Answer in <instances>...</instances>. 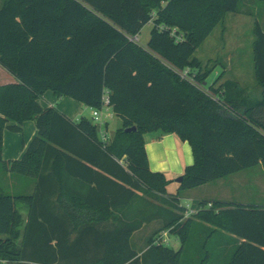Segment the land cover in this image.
<instances>
[{"label":"trees","instance_id":"16d2710c","mask_svg":"<svg viewBox=\"0 0 264 264\" xmlns=\"http://www.w3.org/2000/svg\"><path fill=\"white\" fill-rule=\"evenodd\" d=\"M1 1L0 67L16 83L0 86V168L35 186L30 195L0 193V264H264V204L200 202L185 222L179 204L184 191L264 169L260 27L253 43L260 100L240 96L231 81L214 100L176 73L200 68L194 52L241 0ZM148 23L146 47L131 42ZM46 91L91 109L106 94L122 126L103 143L91 119L41 108ZM28 121L37 136L19 160H2L3 132L21 133ZM130 127L136 132L124 131ZM158 131L191 149L193 164L174 194L172 181L148 167L143 135ZM191 220L200 231L187 248ZM154 221L160 228L135 250L132 236ZM163 231L177 237L179 250L153 243ZM216 234L227 242L208 263Z\"/></svg>","mask_w":264,"mask_h":264},{"label":"rangeland","instance_id":"374dc122","mask_svg":"<svg viewBox=\"0 0 264 264\" xmlns=\"http://www.w3.org/2000/svg\"><path fill=\"white\" fill-rule=\"evenodd\" d=\"M256 25L264 32V1L241 0L238 13L225 14L222 21L194 52L193 56L199 60L200 68L192 71L186 70L187 72H191V74H187V79H182L180 77V71L172 68L173 71H177V74L179 72L180 80L214 100L218 98V95H216L214 91L220 90L221 85L226 82V80H230L237 84L240 96L247 94V97H259L260 90L255 80L253 61V43L255 41L254 28ZM151 29V23L146 24L141 29L138 40L142 47H146ZM168 68H170V66H168ZM113 117L114 116H112V118ZM115 118L118 117H114L113 121L112 119H108V122L111 124V131H115V128L120 125V123L117 124L119 121ZM177 140L179 139L177 138ZM166 179L170 181V178ZM174 179L176 180L177 178H173L172 181H174ZM19 180H26V182L31 181L29 178L18 175L9 177V175L3 173L0 168V193L16 195L15 190L22 186ZM175 187V183H170L167 186V193L174 194L172 192L175 191ZM187 192V194L203 195L235 205H263L264 169L261 166H257L230 175L219 181L207 183ZM181 203L184 206H188L184 212L183 222L193 217L200 209V202L198 203L197 201L185 202L181 200ZM206 206L204 207L206 208ZM16 207L23 217H25V206L17 204ZM159 228L146 227L140 233L134 234L131 238L132 247H134L135 250L145 247L147 240H150L149 237ZM203 228L204 230H209V227L205 226ZM198 231H200L199 224L197 221L191 220V224L187 226L186 235L188 236V240L185 242V247L188 248L191 243L195 242L194 234ZM152 240L154 244L160 242L162 246L171 248L174 251H177L180 246V241L177 237L169 234L168 231L160 232V234L156 235ZM223 242H227L223 236L219 234L214 235L209 245L211 255L209 256L208 263H210L212 257L218 253L220 254L223 250L220 246ZM224 254H227V252ZM216 262L213 260L212 264H217Z\"/></svg>","mask_w":264,"mask_h":264},{"label":"crops","instance_id":"0c3cea01","mask_svg":"<svg viewBox=\"0 0 264 264\" xmlns=\"http://www.w3.org/2000/svg\"><path fill=\"white\" fill-rule=\"evenodd\" d=\"M0 4L2 5V1L0 2ZM0 69H1L0 86L15 83L16 80L10 74L4 71L1 67ZM226 81H230V80H226ZM258 89L260 90L259 87ZM248 98L256 101L260 100L261 93L259 97L253 98L251 96ZM38 103L43 109L48 107L57 109L60 113H62L64 116H66L69 120L73 122H78L81 118L90 119L91 108L85 107L81 103L76 102L67 97L57 98L51 91H46L43 94V96L38 100ZM105 114L108 115V118L104 120V124L102 127L98 126V136L99 139H102L101 133L103 131L107 139L111 140L115 132L121 128L122 122L120 119L115 118L117 119V121H119L117 124L120 123V125H118V127L115 128V131L114 130L111 131L110 128L111 124L108 122V119H112L113 121L116 115H114L110 107L105 112ZM112 116L114 117L112 118ZM36 136H37V129L33 121L25 122L22 125L21 133H13L8 130H5L2 135V160L4 161L19 160ZM143 141H144V148L148 160L149 170L151 172L164 174L166 178H170V181H172L173 178H178L182 176L184 169L193 164V157L190 146L186 142H181L177 140V137L173 134H164L160 131L147 133L143 135ZM5 174L6 175L8 174L9 177H12L13 175L9 173H5ZM30 180H31L30 182H26V180H19L22 186L18 187V189L15 190L16 192L15 194H28V195L32 194L34 191L35 181L34 179H30ZM172 183H175L176 185L175 191L172 193H177L178 184L175 182V179L174 181H172ZM192 190L193 189L187 191H192ZM187 191L182 192L180 194V199H179L180 206L184 207L185 209L188 206L182 205L181 200L185 202L197 201L199 203L204 201L211 202L216 199L203 195L198 196L195 194H187L188 193ZM159 226L160 223L158 221H154L150 224L144 225L135 234L140 233L146 227H155L157 229L159 228ZM226 240L227 239L225 238V241Z\"/></svg>","mask_w":264,"mask_h":264},{"label":"built area","instance_id":"2783aa9c","mask_svg":"<svg viewBox=\"0 0 264 264\" xmlns=\"http://www.w3.org/2000/svg\"><path fill=\"white\" fill-rule=\"evenodd\" d=\"M129 40L139 46H141L139 44V40H138V36H135L133 38H129ZM187 74L188 72L185 71H180V77L182 79H187ZM179 75V72H178ZM109 105H108V98L107 95L105 94L102 98V105L100 109H91L90 112V116H91V121L98 127V126H103L104 124V120H106L108 118V115L105 114V112L108 110ZM101 142L103 143H107L108 141H110L109 139H107V137L105 136L104 132L102 131L101 133ZM211 208V204L208 203L206 206V209H210ZM202 208H200L199 210H201Z\"/></svg>","mask_w":264,"mask_h":264},{"label":"water","instance_id":"95a60500","mask_svg":"<svg viewBox=\"0 0 264 264\" xmlns=\"http://www.w3.org/2000/svg\"><path fill=\"white\" fill-rule=\"evenodd\" d=\"M124 131H125L126 133H134V132H136V128H135V127H130V128L125 129ZM181 181H182V178H181V177H179V178H177V179L175 180V182H176L177 184L181 183Z\"/></svg>","mask_w":264,"mask_h":264}]
</instances>
